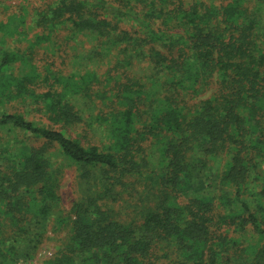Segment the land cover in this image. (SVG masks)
Instances as JSON below:
<instances>
[{
	"label": "trees",
	"instance_id": "1",
	"mask_svg": "<svg viewBox=\"0 0 264 264\" xmlns=\"http://www.w3.org/2000/svg\"><path fill=\"white\" fill-rule=\"evenodd\" d=\"M8 8L0 264H264V0Z\"/></svg>",
	"mask_w": 264,
	"mask_h": 264
},
{
	"label": "rangeland",
	"instance_id": "2",
	"mask_svg": "<svg viewBox=\"0 0 264 264\" xmlns=\"http://www.w3.org/2000/svg\"><path fill=\"white\" fill-rule=\"evenodd\" d=\"M0 2H2L3 5H8L9 6L8 10H9L10 13H12V12L17 10L15 8V6L18 4V0H0ZM3 5H0V18H4L6 16V14L8 13V12H5V11H3L1 9V8H3ZM73 53H74V51L69 49L68 54L71 55ZM37 57L40 58L42 56H41V54H39V55H37ZM57 61L59 62L60 58H57ZM72 68H73V66L71 64H69L68 69L70 70ZM211 92H212V89L209 90L206 93V95L210 94ZM79 132H82L81 128H78L76 132L74 131L73 135L77 136V134ZM1 134H3V143L2 144H4L7 140L11 139V137L13 136V135L12 136L6 135L3 132H1ZM83 141H86V139H83ZM74 175H75L74 169L72 167H68V168H66L64 170L62 178H61L59 194L61 196V207L64 210H68L70 208V206L72 204V201L74 199V196H75V192H74ZM52 222H54V220H52ZM64 233H65V231L63 233L59 234V235H56V234H52V232L50 231L48 233V235H47L46 240L40 246L36 256L33 259H37L38 258V254L41 253V252H43L44 255L42 257H39V259L37 260L38 263H40V264H42L45 259L52 257L54 252H55V250H56V248H58V246L60 244V239L62 238ZM49 253H51L52 255H48ZM33 259H31V260H33ZM21 260H23V259H21ZM26 261H28V260H26Z\"/></svg>",
	"mask_w": 264,
	"mask_h": 264
},
{
	"label": "built area",
	"instance_id": "3",
	"mask_svg": "<svg viewBox=\"0 0 264 264\" xmlns=\"http://www.w3.org/2000/svg\"><path fill=\"white\" fill-rule=\"evenodd\" d=\"M43 255H44V253L41 252V253L38 254V258L37 259L28 260V261H26V260H20L17 264H40V263H38L37 260L39 259V257H42ZM48 255H52V254L49 253Z\"/></svg>",
	"mask_w": 264,
	"mask_h": 264
}]
</instances>
